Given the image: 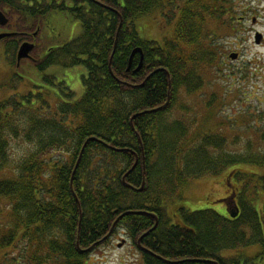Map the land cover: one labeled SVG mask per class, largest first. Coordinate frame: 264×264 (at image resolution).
I'll list each match as a JSON object with an SVG mask.
<instances>
[{
	"label": "trees",
	"instance_id": "16d2710c",
	"mask_svg": "<svg viewBox=\"0 0 264 264\" xmlns=\"http://www.w3.org/2000/svg\"><path fill=\"white\" fill-rule=\"evenodd\" d=\"M100 2L103 9L95 7L81 19L78 38L32 64L40 71L57 63L64 68L84 67L81 98L74 99L59 81L57 86L66 92L54 109L45 99L34 108V99L41 95L32 93L0 101V264H84L88 253L106 241L114 223L136 241L153 226L146 212L159 219L153 232L157 240L150 244L167 254H142L144 264H167L164 260L209 264L205 253L218 243L236 248L240 243L249 247L262 242L257 230L264 214V146L253 150L248 143L244 151L231 152L219 134L194 137L191 126L180 120L163 124L179 91H199L205 71L216 63L211 36L219 33L209 26L226 25L219 12L224 0ZM0 10L8 11L9 17L18 15L10 20L11 26L28 32L40 16L35 9H20L13 0H0ZM150 16L173 20L172 35L165 43L139 36L135 23L139 20L143 30L140 21ZM233 20L227 23L230 29ZM15 38L5 48L12 51L14 65L19 44L28 38L34 41L32 34ZM135 48L143 55L136 72L140 54L134 55L127 70ZM36 49L40 52L43 47ZM53 79L43 78L51 85ZM142 82V87H134ZM154 109L158 110L149 112ZM18 139L28 147L12 159L11 141ZM261 140L264 143V131ZM142 153L145 187L137 191L143 181ZM241 166L262 172H245ZM224 173L222 177L230 176L238 188L241 211L236 221L225 223L210 209L192 213L182 209L186 229L180 230V222L169 225L166 207L161 205L169 206L166 201L176 196L180 186ZM243 227L252 235L242 233ZM177 251L180 254H174ZM229 263L240 264L232 259Z\"/></svg>",
	"mask_w": 264,
	"mask_h": 264
},
{
	"label": "rangeland",
	"instance_id": "374dc122",
	"mask_svg": "<svg viewBox=\"0 0 264 264\" xmlns=\"http://www.w3.org/2000/svg\"><path fill=\"white\" fill-rule=\"evenodd\" d=\"M173 6L174 3L168 7L169 10ZM252 15L256 18V25L251 22ZM233 21L231 29L210 24V30L219 33L218 37L210 35L217 53L216 63L205 71L204 85L199 91L192 94L186 93L184 89L179 91L175 104L164 117L163 124L180 120L187 127L191 126L190 134L194 137L207 133L219 134L226 139L227 149L231 152L244 151L248 143L253 150H259L264 146L261 140L264 131V44H256L253 33L257 31L264 38V14L259 16L252 12L240 23ZM140 22H144V30L151 31L148 34L156 41L165 43L172 35V30L167 27H172L174 22L169 21L168 17L159 16L153 19L150 16ZM135 25L139 36L148 39L147 33L138 27L139 20ZM80 32V22L76 19L61 13H49L43 22L39 42L46 51L49 46L70 41ZM9 50L4 51L3 44L0 43V101L10 96L19 97L32 93L41 95L40 99H34V108L40 106L41 100L45 99L50 108L54 109L55 102L63 100L60 96H64L63 93L66 92H62L57 86L59 81L64 82L63 86L74 94V99L83 95L82 77L86 74L84 67L64 68L52 65L40 71L29 61L15 66L12 63V51ZM37 51L33 55L39 52ZM232 53L237 54L235 60L229 58ZM44 76H53V84L46 83ZM212 95H215L213 99ZM208 103L211 104L209 108ZM27 147L21 139L12 140L11 158L20 157ZM241 167L245 172H262L257 167ZM225 174L190 180L186 185L180 186L174 198L166 202L172 207L183 205L189 211L212 209L224 215V211L227 213L223 206L226 198L224 195L229 193L224 179L222 180ZM164 205L168 206L167 203ZM123 233V229L116 231L108 243L89 254L84 264H138L139 254L130 247H123L126 244L123 243ZM119 244H122L121 247H118Z\"/></svg>",
	"mask_w": 264,
	"mask_h": 264
},
{
	"label": "flooded vegetation",
	"instance_id": "af4514ba",
	"mask_svg": "<svg viewBox=\"0 0 264 264\" xmlns=\"http://www.w3.org/2000/svg\"><path fill=\"white\" fill-rule=\"evenodd\" d=\"M13 1H14V3L17 4V6H19L20 9H23V7L35 9L37 14L40 13V16L36 20L35 29L33 31L28 32V31H25L24 28H23V30H17V29H13V27L11 26L12 23H10V20H13L14 17L18 18L19 17L18 15H14V17L13 16L9 17L8 11H6L4 13L3 11L0 10L5 15V17L8 19L7 25H5L4 27L0 26V33L11 34L10 37L4 38L3 40L0 41V43L3 44V48L5 51L6 44L8 42H14V41L16 42L17 41L16 38L13 39V37H15V35H19V37H20L21 35L32 34V38H34V41L33 40L30 41L31 39L28 38V39L22 41L19 44V46L24 42L34 44V49L30 54L31 59L22 60L25 62L29 61L33 64H35L37 61H39V59L41 57H43L44 55H48V54L55 55L57 50H61V49L66 48L67 45H69L73 40H75L76 38H78L81 35V33H82L81 19H84L87 17V15H90V12L92 10H95V7H100L102 9L104 8V5L100 2L101 0H13ZM234 2L235 3L232 6L229 3V0H224L223 9L219 11L220 14L222 13V19L226 22V25L223 26L225 29H229L228 28L229 25L227 23H229L231 17L234 18L236 23H240V22L244 21L252 12H254L256 15H259V16L264 14V0H234ZM167 7H166L165 11L163 12L164 15H166ZM105 8H107V7H105ZM108 9H110V8H108ZM49 13H61L62 15H66L69 17L71 16L73 19H76L77 21L80 22L81 32L77 37L71 39L68 42H64V43L59 44V45L49 46L46 49V51H45V47L43 46V49L40 52L37 51L38 53H35V55H33V52H35V50H37L36 47L39 45H43L39 42L41 40L40 34L42 31L43 22L45 21L46 15L48 16ZM252 16L253 17H252L251 22L253 25H256V23H255L256 18H254V15H252ZM107 23H109V22H107ZM167 28L171 29V27H167ZM141 31L144 33L145 32L147 33L148 39L151 38V36L148 34L151 31H145L144 29ZM257 33H258L257 31H254V33H253L254 37L256 36ZM164 35H165V33H164ZM261 36H262V38L260 40V44H264L263 35L261 34ZM37 38H38V40H37ZM148 39H146V40H148ZM157 42H159L160 44H163L162 41H157ZM44 51H45V53H44ZM33 56H35V57H33ZM22 61H20L19 65L21 64ZM54 65L55 66H62L61 64H58V63L53 64V66ZM144 163H145V161H144ZM141 167H142V158H141ZM226 176L223 177L222 180L224 179V181L226 183V188L229 190V193L227 195H224V196H226V198L223 200L225 203V205H223V206L225 207L224 209L231 210L230 209V201H228L227 198L233 197V199H234V201L238 207V211H239L238 215H239L241 209H240V206L238 205L237 199H236V194L238 193V188L235 186V183L232 182V178L230 176H228V178H227ZM220 183L222 184V181H220ZM253 205L257 209H259V204L253 203ZM163 206H165V205H161V207H163ZM147 207H150V205H147ZM165 207H166L165 208L166 209L165 215L169 219V225H172L176 222L177 223L180 222V224H181L180 230L186 229L185 224L182 221L180 212L182 209H184L186 212H189V213H192L193 211L187 210L183 205H178L175 207H171L169 205V206H165ZM210 210H212V209H210ZM195 211H198V210H195ZM212 211L215 212L214 210H212ZM146 213H147V215H149L153 219V226L150 227L148 230L144 231L136 239V241H133L131 239L130 235L128 234V232L124 228H122L121 226L120 227L114 226L113 229L111 228L112 230L110 229L107 238L104 239L106 241L104 243H101L100 245H98L94 249H92L90 251V253H88V254H93V252L95 250H97L98 247H100L101 245H103L105 243H108L109 239L119 229L124 230L123 234L125 236L124 237L125 240L123 239V241H124L123 243H126V244L123 247H130L131 250H133V252H135L136 254H139L138 264H144L142 254H149V255L167 254V253H164L163 251H161L160 253L156 252L155 248H153L152 245L150 244V243L156 242V240H157L155 238V235L153 234V232L155 231L156 227L158 226V223H159L158 220L159 219H158L157 214L154 212L153 213L152 212H146ZM215 213L218 214L220 217H222L225 223L226 222H232L234 220L236 221V218H237V217L231 218L228 213H225V211H224V215H221L217 212H215ZM155 218H157V221L155 220ZM155 223H156V226H155ZM258 224H259V230H257V233L262 235V237H263L262 242L254 243L252 246H249V247H245L243 243H240V245L237 246L236 248L225 247L224 242L218 243L215 246H212L210 251H206L205 254H208V257L204 260L207 261L209 264H225V262L227 264H230L229 261H231V259L235 260L236 262H240V264H264V214L260 216V218L258 220ZM153 227H154V229L151 230ZM149 230H151V231L146 236L142 237L139 240V238L143 234L148 232ZM242 233H246V234L251 233V235H252V231L250 229L245 228V227L242 228ZM145 237H146V239H144V241H142V239ZM254 238H256V237H254ZM138 240H139V242H138ZM150 240H152V241H150ZM141 241L143 242L142 244H141ZM170 254H173V253H170ZM174 254H180V253H178V251H177ZM157 258L161 259L160 257H157ZM164 262L167 264H173L170 261L166 262L164 260Z\"/></svg>",
	"mask_w": 264,
	"mask_h": 264
},
{
	"label": "water",
	"instance_id": "95a60500",
	"mask_svg": "<svg viewBox=\"0 0 264 264\" xmlns=\"http://www.w3.org/2000/svg\"><path fill=\"white\" fill-rule=\"evenodd\" d=\"M7 23H8V19H7V18L5 17V15L0 11V26H1V27H4L5 25H7ZM120 25H121V23H120ZM120 25H119V28H120ZM119 28H118V30H119ZM10 36H11V34H8V33H0V41L3 40L4 38L10 37ZM116 39H117V35H116ZM254 40H255V43H256V44H259V43H260V40H261V35H260L259 33H257L256 36L254 37ZM115 43H116V41H115ZM33 49H34V44H32V43H28V42H24V43H22V44L18 47L17 52H16V63H17V66L19 65V63H20L21 60H24V59H31V55H30V54H31V52L33 51ZM114 49H115V45H114ZM137 53L140 54V61H139L138 67L134 70V72L138 71V70L141 68V66H142V60H143L142 50H141L140 48H135V49L132 50L131 55H130V57H129V64H128V68H127V70L130 69V67H131V62H132V58H133L134 55L137 54ZM229 58H230L231 60H235V59L237 58V54L232 53V54L229 55ZM110 61H111V58H110ZM109 64H110V62H109ZM146 79H147V78H146ZM143 85H144V82H142L141 84L136 85V86H134V87H142ZM168 101H169V97H168ZM167 103H168V102H167ZM167 103H165L164 106H167ZM158 109H160V108H158ZM158 109H154V110L149 111V112H156ZM149 112H145V113H149ZM137 115H138V114H135L132 118H134V117L137 116ZM90 140H96V139H95V138H90V139H88V141H90ZM136 163H137V160H136V162L134 163V165L132 166V168L135 167ZM132 168H131V169H132ZM142 169H143V181H142V184H141L140 188L136 189L137 191H141V190L145 187V179H144L145 166H144V155H143V153H142ZM73 173H74V172H73ZM228 201H230V209H231V210L228 209V210H227V213L229 214V216H230L231 218H235V217L238 216V212H239V211H238V207H237V205L235 204L233 197H229V198H228ZM126 214H128V212H126V213H124V214H121L120 217L125 216ZM155 220L157 221V218H155ZM114 225H115V223H114ZM114 225L112 226V229H113ZM155 226H156V223H155ZM155 226H154V227H155ZM154 227H153L151 230H153ZM112 229H111V230H112ZM151 230H149L148 232H146L145 234H143V235L139 238V240H140L142 237L146 236ZM139 240H138V242H139ZM120 246H121V244L118 245V247H120ZM89 250H90V249H88L87 251H89ZM165 261H166V260H165ZM166 262H168V261H166ZM169 263H170V262H169Z\"/></svg>",
	"mask_w": 264,
	"mask_h": 264
}]
</instances>
